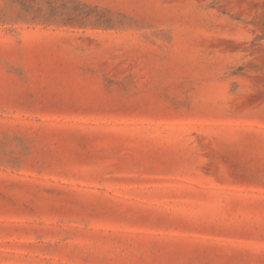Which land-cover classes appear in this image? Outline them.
<instances>
[{
    "label": "rangeland",
    "instance_id": "obj_1",
    "mask_svg": "<svg viewBox=\"0 0 264 264\" xmlns=\"http://www.w3.org/2000/svg\"><path fill=\"white\" fill-rule=\"evenodd\" d=\"M0 264H264V0H0Z\"/></svg>",
    "mask_w": 264,
    "mask_h": 264
}]
</instances>
